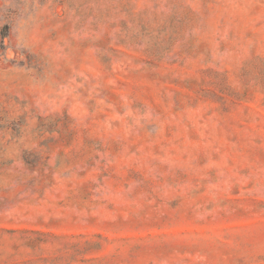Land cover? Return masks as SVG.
Here are the masks:
<instances>
[{
	"label": "rangeland",
	"instance_id": "1",
	"mask_svg": "<svg viewBox=\"0 0 264 264\" xmlns=\"http://www.w3.org/2000/svg\"><path fill=\"white\" fill-rule=\"evenodd\" d=\"M0 264H264V0H0Z\"/></svg>",
	"mask_w": 264,
	"mask_h": 264
}]
</instances>
